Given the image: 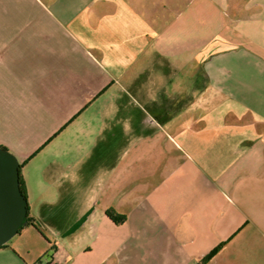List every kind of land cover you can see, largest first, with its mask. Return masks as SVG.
I'll use <instances>...</instances> for the list:
<instances>
[{
	"label": "crops",
	"instance_id": "obj_1",
	"mask_svg": "<svg viewBox=\"0 0 264 264\" xmlns=\"http://www.w3.org/2000/svg\"><path fill=\"white\" fill-rule=\"evenodd\" d=\"M1 152L0 264H264V0H0Z\"/></svg>",
	"mask_w": 264,
	"mask_h": 264
},
{
	"label": "water",
	"instance_id": "obj_2",
	"mask_svg": "<svg viewBox=\"0 0 264 264\" xmlns=\"http://www.w3.org/2000/svg\"><path fill=\"white\" fill-rule=\"evenodd\" d=\"M18 168L5 152L0 153V247L12 238L26 215L18 193Z\"/></svg>",
	"mask_w": 264,
	"mask_h": 264
},
{
	"label": "trees",
	"instance_id": "obj_3",
	"mask_svg": "<svg viewBox=\"0 0 264 264\" xmlns=\"http://www.w3.org/2000/svg\"><path fill=\"white\" fill-rule=\"evenodd\" d=\"M17 168H18V186H17V189H18L19 196L21 197V199H22V200L24 201V203H25V209H26L27 206H26V199H25V189H24V185H23V182H22V180H21V176H20V171H19V170H20V166H17ZM105 215H106V217H107L112 223H114V224H116V225L121 224V223L124 221V219H125L124 216L117 214L116 212H114V211L111 210V209L107 210V211L105 212ZM27 224H30V225H33V226H34L33 222H32V221H29V220L26 218V216H25V218H24V220L22 221L20 227L18 228L16 234H18L19 231L21 230V228L24 227V226L27 225ZM16 234H15V235H16ZM2 247H4V246H1L0 248H2ZM218 249H219V247L216 248V249H214L213 251H211L207 256H205V257H204L201 261H199L197 264H207L208 261L210 260V258L216 254V252L218 251ZM40 262H41V261L38 260V261H36V262L33 263V264H39Z\"/></svg>",
	"mask_w": 264,
	"mask_h": 264
},
{
	"label": "built area",
	"instance_id": "obj_4",
	"mask_svg": "<svg viewBox=\"0 0 264 264\" xmlns=\"http://www.w3.org/2000/svg\"><path fill=\"white\" fill-rule=\"evenodd\" d=\"M39 264H45V263H43V262H40Z\"/></svg>",
	"mask_w": 264,
	"mask_h": 264
}]
</instances>
